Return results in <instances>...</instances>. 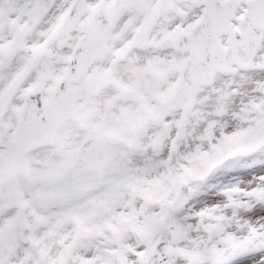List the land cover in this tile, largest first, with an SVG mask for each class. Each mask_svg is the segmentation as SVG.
I'll return each mask as SVG.
<instances>
[{"label": "snow or ice", "instance_id": "snow-or-ice-1", "mask_svg": "<svg viewBox=\"0 0 264 264\" xmlns=\"http://www.w3.org/2000/svg\"><path fill=\"white\" fill-rule=\"evenodd\" d=\"M0 264H264V0H0Z\"/></svg>", "mask_w": 264, "mask_h": 264}]
</instances>
